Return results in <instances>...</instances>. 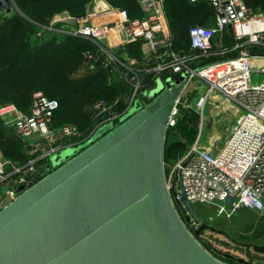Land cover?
I'll return each mask as SVG.
<instances>
[{"label":"built area","instance_id":"2783aa9c","mask_svg":"<svg viewBox=\"0 0 264 264\" xmlns=\"http://www.w3.org/2000/svg\"><path fill=\"white\" fill-rule=\"evenodd\" d=\"M188 1L192 4L207 1L216 19L214 26L190 28L188 52L174 49L164 0H138L143 18L130 19L126 10L107 5L104 0H93L85 15L73 16L64 11L51 18L50 29L88 40L96 46L95 50L84 53L89 69H95L100 63L115 67L114 72L129 88L126 107L113 110L118 101L114 105L106 100L96 101L89 110L98 117L105 115L104 118L83 138L72 141L81 137L79 128L74 124L54 126L58 102L42 91L33 94L29 114L22 113L13 103H0V118L15 128L27 150L32 148L37 153L25 167L10 173L8 162L0 163V209L15 198V189L20 183L30 181L34 171L52 166V155L69 147L80 151L150 105L167 87V80L182 77L187 81L176 100L170 126L177 124L181 106L195 109L200 125L196 141L176 159L167 175L173 203L176 201L173 190L181 192V180L193 204L216 206L218 216L232 217L241 209L264 215V207L256 206L257 202L264 205V52L250 49L252 46L264 48V13L249 7L245 0ZM227 27L233 30L236 40L233 49L237 54L209 61L211 56L225 53L215 51L213 40ZM137 41H141V59L130 56L126 50ZM159 80L163 83L161 90L156 88ZM192 85L195 91L205 89L194 102L190 100ZM214 96L234 102L242 109L223 143L217 146L204 143L202 134L206 105ZM43 161V165H38ZM18 173L20 178L12 179L11 175ZM4 188H7L5 192ZM228 196L234 198L232 208L224 203ZM191 225L194 226L189 227L191 230L198 228L194 220Z\"/></svg>","mask_w":264,"mask_h":264},{"label":"water","instance_id":"95a60500","mask_svg":"<svg viewBox=\"0 0 264 264\" xmlns=\"http://www.w3.org/2000/svg\"><path fill=\"white\" fill-rule=\"evenodd\" d=\"M0 6L11 12V0ZM186 81L167 80L150 105L20 183L0 209V264H229L199 238L229 235L203 222L181 180L175 204L168 189L166 137ZM244 245L264 254V241Z\"/></svg>","mask_w":264,"mask_h":264},{"label":"trees","instance_id":"16d2710c","mask_svg":"<svg viewBox=\"0 0 264 264\" xmlns=\"http://www.w3.org/2000/svg\"><path fill=\"white\" fill-rule=\"evenodd\" d=\"M93 0H12L13 9L5 12L0 6V103H13L24 114H29L33 94L42 91L48 98L58 102L53 116V125L74 124L81 137L87 135L105 115L97 116L89 110L99 100L114 105L113 110L126 107L125 96L129 88L125 81L108 68L98 64L89 69L84 57L86 51L96 46L85 39L50 29L51 18L64 11L73 16L87 13ZM109 5L124 9L130 19L143 18L138 0H105ZM255 11L264 13V0H245ZM11 2V3H12ZM165 11L174 36V49L188 52L191 48L189 30L194 25L214 26V10L203 1L192 4L188 0H164ZM60 26V25H58ZM42 32L38 35V32ZM215 40V39H214ZM213 44L215 47V41ZM224 47L230 50L210 57L209 61L235 56L236 40L232 28L222 34ZM252 52H264V48L252 46ZM126 50L129 55L142 58L141 41L131 43ZM216 51H220L215 47ZM196 67V65H192ZM149 81V78L147 79ZM192 95L190 100H192ZM181 114L175 126H170L165 144V165L168 175L173 163L196 141L200 117L195 109L181 106ZM182 148V149H181ZM25 148V143L15 128L0 118V152L7 161L8 173L25 167L37 153ZM61 160L58 157L59 161ZM40 162L38 165H43ZM53 163V162H52ZM21 174H12L19 179ZM190 228V224L188 225ZM212 253L228 262L224 255L206 246Z\"/></svg>","mask_w":264,"mask_h":264},{"label":"rangeland","instance_id":"374dc122","mask_svg":"<svg viewBox=\"0 0 264 264\" xmlns=\"http://www.w3.org/2000/svg\"><path fill=\"white\" fill-rule=\"evenodd\" d=\"M162 85H163L162 81L159 80L156 84L157 90H161ZM194 87L195 86L192 85L191 88L189 89L191 91L190 94H192V92L194 93L195 91ZM197 92H200L201 94L205 93L204 87L200 88ZM194 101L196 100L193 99V102ZM222 101L225 102V104L226 103L227 104L225 105L223 102L213 103V104L209 102L207 104L206 115L207 117L210 116L211 119H209L208 125H205V127L203 128L204 142H206L207 137L209 136L211 130L212 129L214 130L213 128L214 125V127L216 126L215 127L216 129H219L218 132L222 135V138H220L218 143L219 144L223 143L224 137H226L229 134L231 128L235 123L234 114L231 111V109L238 108L240 109L239 114L242 113V109L236 103L234 102L228 103V101L225 100ZM228 105H230V107H228ZM218 126L220 128H218ZM73 150H74L73 147L62 149L57 154L52 155L51 159L52 161H56L58 157L61 158L64 154ZM184 154L185 153L181 155ZM71 155L72 154H70V156ZM177 157L179 158L180 156ZM6 190L7 188H4V192ZM195 208L198 215L203 220V222L212 225L219 230H223L229 235V239H228L227 235L215 231L212 232L211 230H205V233L203 235V238L207 237L210 240V242L213 244V246L223 251V253L228 252L231 255L236 253L239 256H242L244 259L248 257L250 258V256L252 255L250 252H253L255 254L253 248L252 247L249 248L251 249V251H248L249 252L248 254L247 250L236 247V244H234L235 242L234 240L237 239L239 241L246 243L250 241H254L256 243H262L264 240V215H262L259 212L248 209H241L234 216L227 217L224 215L218 216L216 206L196 204ZM191 227L194 226L191 225ZM255 259L263 262L264 255H259V257Z\"/></svg>","mask_w":264,"mask_h":264},{"label":"crops","instance_id":"0c3cea01","mask_svg":"<svg viewBox=\"0 0 264 264\" xmlns=\"http://www.w3.org/2000/svg\"><path fill=\"white\" fill-rule=\"evenodd\" d=\"M105 1V0H104ZM11 2H12V0H11ZM203 2V1H202ZM105 3L107 4V5H109L106 1H105ZM201 3V2H200ZM199 4V3H198ZM13 2H12V4H11V8L13 9ZM93 6V3H91L90 4V8ZM3 9H4V11L7 13L8 11H7V9L6 8H4L3 7ZM12 9H11V11H12ZM9 13V12H8ZM167 19H168V17H167ZM213 21H214V24H215V22H216V19H215V14H214V16H213ZM168 22H169V20H168ZM169 26H170V24H169ZM215 47L217 48V49H219L221 52H227V51H229L230 49L228 48H226V47H224V45H223V43H222V34H220V35H218V36H216V38H215ZM215 47H214V49H215ZM231 50H234L233 49V47H232V49ZM216 51V50H215ZM130 57V56H129ZM196 82H200V80H197ZM201 93L200 92H197V91H194V93H192L191 95H192V98L193 99H195V100H197V98H198V96L200 95ZM222 100H225V101H227L226 99H224V98H221V97H219V96H214L213 97V100L211 101L210 100V102L213 104V103H219V102H223ZM230 101H228V103H229ZM209 103V102H208ZM224 104H225V102H223ZM227 104V103H226ZM225 104V105H226ZM228 107H230V105H228ZM206 108H207V105H206ZM235 109V110H234ZM234 109H231V111L233 112V114H234V118H235V120H236V118H237V116L239 115V110L240 109H238V108H234ZM209 119H211L210 118V116L209 117H207V115H206V109H205V119L203 120V126L205 127V125H208V123H209ZM203 127V128H204ZM209 127V126H208ZM216 127V126H215ZM214 127V125H213V128H214V130L212 131L211 130V132H210V134H209V136L207 137V140H206V142H204V143H206L207 145H209V144H216V146L219 144L218 143V141L220 140V138H222V135L218 132V130L219 129H216ZM218 128H220L219 126H218ZM216 131V132H215ZM202 134H203V129H202ZM4 160V158H3V155L1 154V152H0V162L1 161H3ZM234 216V215H233ZM248 254H249V252H247ZM255 257H259V256H255Z\"/></svg>","mask_w":264,"mask_h":264},{"label":"flooded vegetation","instance_id":"af4514ba","mask_svg":"<svg viewBox=\"0 0 264 264\" xmlns=\"http://www.w3.org/2000/svg\"><path fill=\"white\" fill-rule=\"evenodd\" d=\"M191 224H192V222L190 223V226H191ZM191 228H194V227H191ZM217 230H219V229H217ZM214 232V231H213ZM215 232H217V231H215ZM204 233H205V231H203L201 234H200V240L202 241V243L205 245V246H209L211 249H213L214 251H216V253L218 254V255H224L225 256V254L226 253H228V252H225V253H223V251H221V250H219L218 248H216V247H214L213 246V244L210 242V240L207 238V237H204L203 238V235H204ZM227 237V236H226ZM232 237V236H231ZM228 239H229V237H227ZM235 239V238H234ZM237 242H234V244H236V247H239V248H243V249H245V250H247V252L248 251H251V249H249L248 247H246L244 244H252V243H256V242H254V241H250V242H242V241H239V240H237V239H235ZM264 241V240H263ZM263 243V242H262ZM262 243H257V244H262ZM251 248V247H250ZM252 255L250 256V258L248 257V258H246V259H244L242 256H239L238 254H230V256H231V258H228L227 256L225 257V258H228V263L229 264H246L247 263V261H252V262H254V263H257V262H262V261H260V260H257V259H255V258H257V257H255V256H259V255H264V254H257V253H253V252H250ZM241 260H244L243 262H241ZM263 262H264V260H263Z\"/></svg>","mask_w":264,"mask_h":264},{"label":"clouds","instance_id":"9594fccd","mask_svg":"<svg viewBox=\"0 0 264 264\" xmlns=\"http://www.w3.org/2000/svg\"><path fill=\"white\" fill-rule=\"evenodd\" d=\"M256 206H257L258 208L264 207V205H260L258 202H257Z\"/></svg>","mask_w":264,"mask_h":264},{"label":"bare ground","instance_id":"6f19581e","mask_svg":"<svg viewBox=\"0 0 264 264\" xmlns=\"http://www.w3.org/2000/svg\"><path fill=\"white\" fill-rule=\"evenodd\" d=\"M101 5H105V3L104 2H101Z\"/></svg>","mask_w":264,"mask_h":264}]
</instances>
